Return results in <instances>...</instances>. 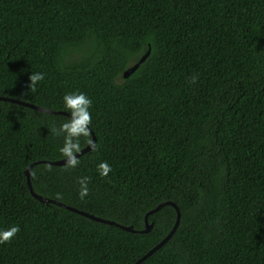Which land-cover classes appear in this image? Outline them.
<instances>
[{
	"label": "trees",
	"instance_id": "16d2710c",
	"mask_svg": "<svg viewBox=\"0 0 264 264\" xmlns=\"http://www.w3.org/2000/svg\"><path fill=\"white\" fill-rule=\"evenodd\" d=\"M76 92L95 151L36 165L37 194L136 231L175 203L142 264H264V0H0V97L70 113ZM69 119L0 100V230L20 229L0 264H134L176 223L166 205L133 233L36 199L26 171L65 158L52 129Z\"/></svg>",
	"mask_w": 264,
	"mask_h": 264
},
{
	"label": "clouds",
	"instance_id": "9594fccd",
	"mask_svg": "<svg viewBox=\"0 0 264 264\" xmlns=\"http://www.w3.org/2000/svg\"><path fill=\"white\" fill-rule=\"evenodd\" d=\"M44 79L43 73H31L29 76L30 84L28 85L31 91H35L36 85ZM198 80L196 75L191 77V83L195 84ZM65 107L70 111V119L68 122L63 123L58 129L53 128L52 132L55 135H64V145L60 148V153L66 158L67 168H75L80 164L77 157L82 151L79 138L90 137L91 131L89 125L92 123V116L89 111L92 106L91 99L82 92L68 93L63 97ZM89 147L95 151L94 142L89 139L87 141ZM99 175L107 177L112 172L111 166L105 161L97 166ZM90 177H81L78 179L80 184L79 197L83 200L90 193L88 184ZM57 199H62L60 194H57ZM19 226H13L6 230H0V244L10 243L12 239L19 233Z\"/></svg>",
	"mask_w": 264,
	"mask_h": 264
},
{
	"label": "water",
	"instance_id": "95a60500",
	"mask_svg": "<svg viewBox=\"0 0 264 264\" xmlns=\"http://www.w3.org/2000/svg\"><path fill=\"white\" fill-rule=\"evenodd\" d=\"M149 55H150V50L145 54V56H143L141 58V60L138 63H136L135 65L130 67L124 73V78H129L132 74H134L138 70V68L141 66V64H143L147 60ZM0 100L1 101L12 102V103H15V104H18V105H22V106H25L27 108H31V109H34V110H37V111H40V112L48 113V114L64 115V116L70 117V113H67L65 111H55V110L47 109V108H44V107H41V106H37L35 104H31V103H28V102H25V101H21V100H16V99L6 98V97H0ZM90 131H91V134H92V141L94 142V145H95L96 144V135L91 129H90ZM91 150L92 149L88 145L84 149H82V151L79 154H77V157L80 158L81 156H83L84 154L88 153ZM40 164H47V165H51V166H63V165H66V158H63L61 160H56V161L41 160V161H37V162L32 163L28 167V169L26 171V176H27L28 186H29V189H30L32 195L36 199H38L40 202H42L44 204L58 205V206H60L62 208H65V209H67V210H69L71 212H74V213L80 214L82 216H85L87 218H90V219H92L94 221H97V222H100V223H104V224L114 225V226H117V227H119V228H121V229H123L125 231H128V232L147 234V233H150L152 231L153 227H154V223H151V224L149 223V217L151 215L157 213L158 211H160L166 205L173 206L177 210V214H178L177 220H176V223H175L173 229L171 230V232L160 243H158L153 249H151L148 253H146L142 258H140L134 264H142L145 260L150 258L153 254H155L158 250H160L165 244H167L171 240V238L174 236V234L176 233V231L179 228V225H180V222H181V212H180L178 206L175 203H173V202L162 203V204L158 205L155 209H153L150 212H148L146 214V216H145V229L141 230V231H136V230H134L133 227L123 226V225H120V224H118V223H116L114 221H110V220H107V219H103V218L94 216V215H92L90 213L84 212V211L79 210L77 208H74L72 206H68V205H66L64 203H61V202H58L56 200L45 198V197L37 194L34 191V188H33L32 182H31V172H32L33 168L36 165H40Z\"/></svg>",
	"mask_w": 264,
	"mask_h": 264
}]
</instances>
